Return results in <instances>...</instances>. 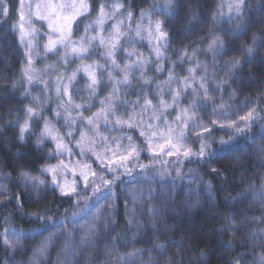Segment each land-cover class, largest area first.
<instances>
[{"label":"snow or ice","instance_id":"6c2138e0","mask_svg":"<svg viewBox=\"0 0 264 264\" xmlns=\"http://www.w3.org/2000/svg\"><path fill=\"white\" fill-rule=\"evenodd\" d=\"M25 7V0H20L19 22L13 24V28H18L22 44L28 37L25 45L27 63L22 70L20 81L11 79L0 83L7 90L22 88L21 95L25 98L32 96L31 85L34 83H43L46 88L49 86L42 76L36 75L37 70L33 67L32 56V50L36 47L34 42L37 39L43 41V37L39 36V29L34 26L33 16L35 20L42 22L41 27L43 23H47L48 31L44 34L46 42H43L46 67L40 71L55 75L52 89L57 96V106L54 115L57 121L63 118L60 126L51 119H43V127L39 129L38 134L34 133L33 127H38V121L42 119L43 101L38 96H32L29 103L23 105L22 118L6 122L0 120V140L4 142L0 144V150L8 146L7 133L10 131L14 133L15 143L11 144V147H15L17 151L11 154L13 160L21 158L22 150L28 147V141L33 135L35 139L31 146L39 152L47 150L49 158L54 155L58 160L56 165L46 164L42 167L39 175H33L26 167H13L12 171H6L8 166L0 163V205L8 207L12 201H15L18 211H26L24 194L28 193L31 199V194L34 193L36 207L26 211V214L34 217L32 222L38 225V229L44 231H48L49 228L57 229L48 231V235L33 248L27 264H62L59 254L56 261L50 260L49 249L58 241L63 242L65 249L69 248L75 237V226L69 227L68 221L75 220L89 205L95 206L94 200H104L107 209L112 211L100 205L96 207V211L86 224L78 225L80 245L83 247H88L87 241L97 235L94 229L98 225L108 230L115 222L116 201L120 199L121 194H124L125 208L127 209L128 203L133 206L129 224L138 214L147 210L151 217L152 228L158 231L157 217L163 221L166 213L157 212L152 201V193L155 191L152 184L156 177L162 179L171 177L173 181H183L187 178L189 185L197 183L206 188L211 200L212 180L222 178L227 181L228 173L232 172L234 175L240 165L237 138L251 131L257 121L264 130V0H256L255 4L252 0H220V3L212 0L211 4H208V0H163L162 6L154 5L151 10L142 9L138 18L134 16V9L127 0L123 2L122 0H41L35 5V13L31 12L32 5H27L29 8L27 18ZM158 7L161 8L159 14L155 11ZM225 7L227 19H224ZM0 14L5 17L9 14L4 0H0ZM93 14L94 18L84 25V34L79 36L78 40H73V25L77 24L80 17L89 18ZM145 18L147 24L144 23ZM177 18L183 23H178ZM109 20L115 22L105 29L104 25ZM126 21L127 31H125ZM193 22L201 25L202 35H198L197 39L207 38L206 46L196 45L189 48L188 45H183L176 49L177 59L172 63L176 66L177 61L182 64L187 60L189 62L186 66L187 74L177 76L174 68H169L167 80L156 84V103H154L152 98L143 94L146 90L145 86L153 83V79L147 75V66L153 61L151 57H146L144 53L136 50L135 40L128 36V32L134 33V36L140 39H147L151 45V52L156 57L155 70L159 72L163 71L160 61L165 56L164 50L169 48L171 33L177 28L194 27ZM133 23H135L134 28ZM105 31L107 35L103 34ZM89 32H98L100 35H89ZM191 34L197 35L195 32ZM125 37L127 38L123 39ZM193 43L194 41H189V44ZM97 46L103 49L105 64L109 66L106 76L111 91L99 100V109L92 111L91 101L98 98V89L104 78L103 75H98L97 71L104 65L86 61L91 59ZM61 49H63L62 53ZM121 50L125 53L123 60L127 61L123 64L118 55ZM201 52L205 56L211 55V80L209 62L199 59ZM36 54L39 55V51ZM49 54L56 57L55 63L47 64V59L51 58ZM70 54L77 61V66L66 77L67 83H65V76L59 72L57 64L67 65ZM132 57L136 59L133 60ZM218 62L223 68V75L219 76L216 68ZM49 69L51 72H48ZM134 69L139 71L135 83L140 86L141 94L137 96L131 112L125 109L120 113L118 94L121 93V86L125 89L132 87L134 81L131 77L134 75ZM80 73L87 78L84 81L87 98L80 96V102H77L79 89L74 90V84ZM244 81L249 83L245 85ZM173 83L176 84L175 88L172 87ZM244 87L254 88V94L250 92L244 95L243 101L233 103L239 95H243L241 89ZM165 88L168 89V99L163 95ZM229 88L231 91H226ZM225 94L227 99L224 98ZM4 95H7V91ZM182 100H186V103L182 104ZM122 103L126 105L128 101ZM209 105H211L210 113ZM60 109H63V112ZM149 109L152 114L149 120L145 121L143 117ZM11 110L9 106V114ZM86 112L89 114L86 115ZM201 113H205L206 118ZM169 116L173 118L169 119ZM78 122L79 128L74 127ZM101 122L119 129L125 126L129 129L135 128L143 140L138 143L136 138L124 132L120 135H104L100 129ZM76 134H78V138L75 139L76 148L79 149L81 156L90 154L94 157L91 163L87 160L66 163L62 159L65 154L68 156L73 154L69 143ZM246 139L255 145L254 137H246ZM196 145L198 147H195ZM145 152L149 155L143 159L148 160V163H144L141 158L142 153ZM225 153L227 159L224 157ZM256 153L258 158L264 161V132L261 134L260 144L256 146ZM93 164H98V167H93ZM191 164H196V167H188ZM185 167H188V173L191 175L183 171ZM68 173H71L74 179H67ZM14 174H18L16 179L23 185V191L20 193H15L9 188ZM205 176L209 178L205 179ZM45 177H49L50 180ZM125 177L129 179H124ZM241 178L243 181V173ZM175 187L173 183L168 192V199H172ZM145 188L149 196L147 201L144 200ZM240 188L241 191L236 192L235 195L225 196L226 205L233 206L231 209L233 214L229 215L228 212L220 214L222 216L220 229L224 232H232L236 237L241 225L247 227L248 239L253 242L252 258L249 260L246 254L235 256L231 251L233 244L231 240L227 242L228 247L221 249V252L230 257V261L226 264H264V176L261 177L259 186L249 182L245 188L242 182ZM48 193H51L53 198H56L58 193L72 205L70 210L65 209L64 215L59 220L47 204L40 207V203L47 200ZM256 200L260 203V214L251 216V224H245V221L240 219L245 213L236 211L235 206L244 202L251 205ZM137 205L140 206L139 212ZM199 207V201L195 204L191 202L186 204L184 215L188 224L187 227L179 229L183 234L180 235V243L175 246L178 252H173L170 245L157 237L154 242L149 241L152 245L150 252L156 253L157 258L154 259L153 255H149L147 264H160V259H163L164 264H184L185 247L190 248L196 244L192 213ZM102 218L103 223H100ZM4 219L6 225L10 227L11 217L6 216ZM257 221L260 226H256ZM9 227L0 233L5 252L9 256L12 253L23 255L27 236L16 230L9 231ZM137 230V233L133 234V239L142 230L138 223ZM164 230L173 232V235L177 234L167 226V222ZM216 234L217 229L214 225H210L205 238ZM118 238V236L113 237V240ZM114 248L115 245L113 250ZM78 251L79 248H75L71 254L75 255ZM140 251L142 250L137 249L126 255L135 256ZM105 255L111 256L112 251H106ZM89 259L90 264H96L91 257ZM117 260L118 264L119 261L130 264L124 257H118ZM194 260L196 264H207L208 248L197 246ZM3 264H9V260L5 258Z\"/></svg>","mask_w":264,"mask_h":264},{"label":"trees","instance_id":"16d2710c","mask_svg":"<svg viewBox=\"0 0 264 264\" xmlns=\"http://www.w3.org/2000/svg\"><path fill=\"white\" fill-rule=\"evenodd\" d=\"M41 0H25V14L27 18V13L29 12V8L27 5L31 4V12L35 13L36 8L35 5L40 3ZM123 2V0H122ZM5 5L9 9V14L7 17L0 14V82L4 80L16 79L20 81V77L22 75V70L27 63V58L25 57V45L27 44L28 37L25 38L24 43L22 44L20 41V34L17 29L13 28V24H18L19 22V7L20 0H4ZM127 3L130 4L134 9V16L138 18L140 16L142 9H153L154 5L163 4V0H127ZM212 0H208V4H211ZM215 3H220V0H215ZM252 3L255 4L256 0H252ZM207 6V5H206ZM156 13L161 12V8L158 7L155 9ZM166 11V10H164ZM225 17L227 19V8L225 7ZM119 15V13H117ZM94 18V14L92 17L85 18L80 17L77 21V24L73 25L74 34L72 36L73 40H78L79 36L84 34V25L90 22V19ZM34 26L39 29V36L43 37V41L37 39L34 43L36 47L32 50L33 56V67L37 70L36 75L42 76L45 81L48 82V87L46 88L43 83H34L31 85V93L32 96H38L43 101V112L42 119L38 121V127H33V132L38 134L40 128L43 127V119H51L53 122H56L58 126L63 123V118L61 117L59 121L54 115V110L56 109V101L57 96L55 91L52 89V86L55 84V75L46 74L45 72H41L40 70L45 68L46 65L44 63L45 56L43 53V42H46L45 32L48 31L47 23H43L41 27V21L35 20L33 16ZM114 20H109L104 25L105 29H108ZM177 22L182 24L183 21L177 18ZM147 24V18L144 21ZM194 27L184 29L177 28L171 33V39L169 41V48L164 50L165 56L161 59L160 64L163 67V71H156V57L151 52V45L148 43L147 39H140L139 37H135L134 33L128 32V36H131L135 40L136 50L144 53L146 57H151L153 63L147 66L148 71L147 75L153 79V83L151 85L145 86L146 90L143 93L144 95H148L149 98L155 100V92L157 91L156 84L157 82L167 80L168 78V69L174 68L177 76L186 75V66L189 64L187 60H185L182 64L177 61L176 66L173 65V61L177 59L176 49H179L183 45H188L189 48L200 45L201 47L206 46L207 38L205 39H197L198 35H202L200 33L201 25L193 22ZM78 25V28H77ZM132 27H135V23L132 24ZM125 31H127V21L125 22ZM195 32L197 35L194 36L191 33ZM107 35V31L103 33ZM89 35H97L98 32H89ZM146 36V33H145ZM127 37L123 38L126 39ZM122 39V42H123ZM189 41H194L193 44H189ZM98 45V41H97ZM131 50V49H129ZM37 51H39V55H37ZM63 49H61V53ZM118 55L121 57V63H125L127 61L123 60L125 53L121 50ZM51 57L47 59V64H52L56 62V57L52 54H49ZM131 59L135 60L136 57H132ZM199 59L201 61L207 60L209 62V79L211 80V55H204L203 52L199 54ZM69 63L67 65L57 64V68L60 73L65 76V83H67L66 77L71 74V70L77 66V61L70 54L68 57ZM87 63L96 62L99 65H104V67L99 68L97 71L98 75H103L104 78L101 81V87L98 89V98L93 99L91 101L92 111H97L100 107L99 100L103 99L104 96L108 95L111 91L110 82L106 76V70L108 69V65L105 64V58L103 55V49L99 46L96 47L91 59L86 61ZM216 68L218 69L217 75H223V68L221 63L216 64ZM134 75L131 79L134 81L131 88L125 89L124 86H121V93L118 94V111L123 113L125 109L131 112L134 102L137 100V96L141 94V88L139 85L135 83L137 77L139 76L138 70H133ZM51 72V69L48 70ZM117 75H119L117 73ZM87 78L80 73L77 81L74 84V90L79 89L77 92V102H80L79 97L84 96L87 98V91L84 87V81ZM245 85L249 82L244 81ZM173 88L176 87V84L173 83ZM7 91V95L4 93ZM23 91L22 88H17L14 90H7L5 86L0 83V120L6 122L7 120L15 121L18 118H22L24 116V108L23 105L28 104L32 99V96L25 98L21 95ZM226 91H231V89H227ZM243 95H239L237 100L233 103H238L239 101H243L244 95H248L250 92L254 94V88L244 87L241 89ZM165 99H168V89H164L163 93ZM227 99V95L224 96ZM127 100L128 104L122 103ZM186 103V100H182V104ZM9 106H11V114H9ZM39 106V105H37ZM242 107V105H241ZM63 112V109H60ZM139 111V108H137ZM171 111V110H169ZM208 112H211V105L208 106ZM88 115L89 113H85ZM151 109L144 115V120L148 121L151 116ZM202 116H205V113H201ZM172 116H169V119H172ZM79 122L74 127L79 128ZM101 132L104 135L112 136V135H120L121 132L128 133L137 139V142H142L143 138L139 136V132L133 128L129 129L126 126L122 129L114 128L111 125H105L103 122L100 124ZM264 130L261 129L260 123L257 121L253 124V128L251 131H248L245 136L238 137V147L240 151L237 153L241 157L240 165L238 166L235 174L232 172L228 173L227 181H224L222 178H215L212 180L213 183V193L212 198L210 200L208 191L206 188L201 187L197 183H193L192 185L188 184L187 178L183 181L175 180L173 181L171 177L168 178H160L156 177L155 182L152 184V187L155 191L152 193V201L155 205V210L159 213H166L163 221L157 217L158 228L159 230H154L151 226V217L147 210L143 213H140L136 216V218L129 224V220L131 219V211L132 204L128 203L127 209L125 208V200L124 194H121L119 200L116 201L117 207L115 209L116 220L112 223L111 227L108 230H105V227L99 226L94 229L97 232V235L93 237L91 240L87 241L88 247H83L80 245V229L78 225L86 224L88 220L91 219L92 214L96 211V207L103 205L105 209H107V204L104 200L95 201V206L89 205L88 208L83 209L79 216L75 220H69L68 226H75V237L71 242L68 249H65L62 241L56 242L52 248L49 249L48 255L51 261H56L57 255L59 254L62 260V264H90V257L92 260H95L96 264H118V257H124L129 260L130 264H147L149 255H153L154 259L157 258L156 253L150 252L152 247L149 241H155L157 237H160L162 242H166L168 245L172 247L173 252H178V249L175 247L180 243V235L183 233L179 231L180 228L187 227L188 221L185 217L184 213L186 210L187 202H191L195 204L197 201L200 202V207L193 210L192 213V227L196 232V244L192 247H185L183 253L184 264H196L194 260V256L197 250V246H206L208 248V261L207 264H226V262L230 261V257L227 255H223L221 249L228 247V241H233L231 246V251L235 256H241L242 254H246L251 260L252 258V241L248 239V228L244 225L238 229V234L236 237L233 236L232 232H224L220 229V223L222 221V216L220 215L223 212H228L229 215H232L231 211L232 205H226L225 196L226 195H235L236 192L241 191L240 185L243 182L244 187H247L249 182L259 186L261 182V177L264 176V161H261L258 158L256 153V146L261 142V134ZM222 134V133H221ZM8 146L4 147L0 150V163L7 165L6 171H12L13 167H26L28 170L32 172L33 175H39L40 169L44 167L46 164L56 165L58 160L53 155L49 158L47 154V150L43 152H39L35 150L31 145L34 142L35 135L32 136V139L28 141V147L23 149L21 152V158L18 160H13L12 155L17 149L15 147H11V144L15 143L13 136V132H8ZM246 137H254L255 145L249 142ZM78 138V134L75 135V138L71 139L69 143V147L72 148L73 154L68 156L65 154L62 159L65 162L71 161L75 163L77 160H87L89 163L94 160V157H91L90 154L88 156H81L79 153V149L75 146V139ZM4 143L3 140H0V144ZM99 144L100 141L98 140ZM195 147H198L196 145ZM147 152L142 153V161L144 163H148V160L143 159V157L148 156ZM225 159H227V153L224 154ZM93 167H98V164H93ZM159 167V165H157ZM188 167H196V164L188 165ZM188 167H185L183 171L188 174ZM243 173L244 179L242 181L241 174ZM18 174H14L12 177V181L9 184V188L15 192L20 193L23 191V185L20 184V181L16 179ZM174 175V174H173ZM203 175V172H201ZM70 180L74 179L72 175H70ZM208 179V176L204 177ZM45 179H49V177H45ZM124 179H129L125 177ZM173 183H175L176 187L174 190V194L172 199H168L169 189L172 188ZM19 185V187H18ZM49 187L51 185L49 184ZM191 189V190H190ZM90 194V193H89ZM149 198L147 189L144 191V200L147 201ZM36 199L35 194H31V199H29V194H24V208L26 211H30L36 207L34 203ZM167 200V203H165ZM214 202V207H213ZM47 204L52 212L56 214V219L59 220L60 217L64 215L65 209H71L72 205H70L65 198L60 197L57 193L56 198H53L51 193H48V198L46 201H42L40 203V207H43ZM137 211L139 212V205L136 206ZM108 211H112V209H107ZM236 211H242L245 215L241 216L240 219L245 221V224H251V216L259 215L261 211L259 200H256L254 204L249 205L248 202H244L241 205L235 206ZM26 211H18L15 206V201H12L8 207H4L0 205V233L4 232L6 227L5 217H11V223L9 227V231L16 230L18 232H23L27 236V244L25 245V250L23 255L12 253L10 256L6 254L5 248L3 245V241L0 240V264H3L5 258L9 260V264H27L29 257L32 256V250L35 246L43 239V237L48 235V231H56L55 228H49L48 231H44L43 229H38V225L33 223L34 217H30L26 214ZM245 217L248 219L246 220ZM165 222H167V226L173 229L177 234L173 235V232H165ZM100 223H103V218ZM137 223L141 226V231L133 239V234L137 233ZM214 225L217 229V234L214 236H210L205 238L206 234L209 231V226ZM256 226H260L259 222H256ZM114 229V231H113ZM118 236L119 238L113 240V237ZM222 237V239H221ZM115 248L113 250V246ZM75 248H79V251L76 252L75 255L71 254ZM140 249V251L135 256H127L128 253H133L135 250ZM106 251H112L111 256H106ZM259 251V249H257ZM66 257V259H64ZM178 258H180L178 256ZM119 264H123L122 261H119ZM160 264H164L163 259H160Z\"/></svg>","mask_w":264,"mask_h":264},{"label":"rangeland","instance_id":"374dc122","mask_svg":"<svg viewBox=\"0 0 264 264\" xmlns=\"http://www.w3.org/2000/svg\"><path fill=\"white\" fill-rule=\"evenodd\" d=\"M66 163H67V162H66ZM70 175H71V173H68V174H67V179H69V180L71 179V178H70Z\"/></svg>","mask_w":264,"mask_h":264}]
</instances>
